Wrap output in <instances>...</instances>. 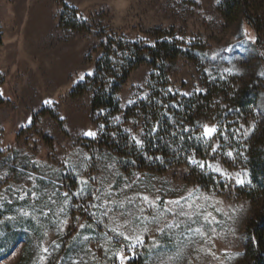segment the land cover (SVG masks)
Returning a JSON list of instances; mask_svg holds the SVG:
<instances>
[{
	"label": "rangeland",
	"instance_id": "rangeland-1",
	"mask_svg": "<svg viewBox=\"0 0 264 264\" xmlns=\"http://www.w3.org/2000/svg\"><path fill=\"white\" fill-rule=\"evenodd\" d=\"M219 5L220 0H0V209L4 211L0 229L5 230L6 220L15 230L23 229L25 221L39 227L41 238L36 242V254L30 264H66L68 254L72 252V238L77 231L81 233L77 247L92 248L96 252L97 261L85 257L89 264H105V261L113 264V260L104 255L103 249L96 247L97 240L83 242V236L95 233L87 228L78 229L75 218L80 216V223H93L88 215L71 210L69 226L58 234L51 223L54 219L51 213L45 218L39 211H34V208H43L46 195L40 199L29 195L20 200V193L14 191L17 188H33L34 181L27 178L30 173L35 177L36 184L41 187L47 185L49 189L52 187L49 180L65 173V187L61 188V192L68 188L75 191L76 179L66 174L67 167L62 164V158L77 151L89 154L105 152L100 144L105 133H101L95 141L79 133L96 129L102 123L106 124V131L110 133L122 132L123 128L140 132V128L132 124V121L138 120L126 118L124 112L132 106L127 104L128 99L138 100V97L149 95V80L153 72L150 65L143 64L130 73L117 93L121 111L111 117L107 116L105 109L103 115H98L102 109L92 110V92L71 94L78 84L93 75L87 73H94L106 36L151 45L155 41V31H165L169 33V39L183 46H204L209 55L208 62L197 64L179 57L167 76L169 88L181 97L212 92V102L220 110L203 124L220 126L219 123L224 122L222 128L227 129L230 139L223 141L221 138V143L225 145L224 150H232L235 157V160L226 156L217 159L230 173L246 169L249 138L263 124L264 113L256 107L247 111L239 108L232 110L229 98L249 78V74H254L255 82L262 91L264 106V62L254 52L255 42L248 39V35L255 37L252 29L245 22L227 25L221 17ZM72 9L76 10L77 16H72ZM62 14L64 22L61 21ZM74 20L79 28L72 26ZM225 69H230V72ZM81 75L85 76L84 80L79 79ZM196 88L202 91L197 93ZM184 92L193 94H179ZM48 100L54 103H45ZM117 116H121V125L114 120ZM32 161L40 166L36 167ZM119 168L125 176L134 173L123 170L121 165ZM53 169H61L62 173ZM191 169L188 164L173 166L162 174L148 177H155L152 182L158 187L163 185L167 192L165 199H176L197 185L204 192L211 193L214 199L208 203L227 213L222 215L214 208H208L222 222L216 226V234L209 233L212 239L207 243L200 240L199 244L184 240L179 236L180 230H173L171 243L167 236L157 234L161 245H166L159 254L155 249L152 252L140 249L141 256L129 264H161V261L164 264H189L190 261L191 264H245L243 232L253 207L245 195V186H236L233 181L228 188H224L225 181L220 180L218 175L212 179L196 170V174L200 173L205 178L199 180ZM90 171L92 175H101L97 167ZM146 182L142 180L140 185L125 194L143 191ZM120 183L122 181L117 180V184ZM173 188L180 190L172 191ZM55 198L57 205H49L53 211L63 200L62 196ZM260 207L264 208V203ZM25 211L30 215L24 216ZM7 217L13 219L8 220ZM53 240L60 244L59 249L52 244ZM201 246L205 252L193 250ZM22 247L23 242H20L6 258L0 260V264L17 263ZM44 247L49 248L50 254L42 251ZM106 247L110 248V256L119 245ZM209 249L220 259L206 254ZM177 252L180 255H176ZM80 254L84 255L83 252ZM72 255L75 258L74 252ZM41 256L46 258L41 260Z\"/></svg>",
	"mask_w": 264,
	"mask_h": 264
},
{
	"label": "snow or ice",
	"instance_id": "snow-or-ice-1",
	"mask_svg": "<svg viewBox=\"0 0 264 264\" xmlns=\"http://www.w3.org/2000/svg\"><path fill=\"white\" fill-rule=\"evenodd\" d=\"M245 34L248 35L247 33ZM248 39L255 42L256 38L248 35ZM205 71L208 72L211 79L215 80V77L212 76L208 69H205ZM225 71L230 72V69H225ZM92 74L91 71L87 73V75ZM79 79L84 80L85 76L81 75ZM195 91L199 93L202 90L196 88ZM168 93L176 95L172 88L167 89L165 95ZM179 94L189 96L193 93L184 92ZM142 100L148 101L151 107L153 101L147 94L144 97H138V100L128 99L127 104L135 105L138 101ZM45 103L52 104L54 102L48 100ZM155 103L162 104L165 110L182 107L179 102L169 104L156 101ZM103 114L104 110L102 109L98 115ZM159 116L160 119H157L151 127L148 126L150 117H145L143 125L139 121H132L135 127L140 128L139 133H134L132 128H123L122 132L107 133L106 124L102 123L98 128L84 130L79 135L90 138L93 141L98 140L101 133L111 135L114 140L119 136L125 139V143L138 155H141L148 161H159L161 164L164 163L163 157L150 155L149 149L163 146L170 149L175 156H179L181 152H184L186 162L192 169L199 170L201 174L209 175L212 179H215L218 175L220 180L225 181L224 188H228L229 184L233 181L236 186L241 187L252 183L246 169L234 174L230 173L222 167L217 159V157L222 158L226 156L229 159L235 160L233 151H225V145L221 143V138L223 141L230 139L226 128H222L215 123H198L194 127H189L180 120L173 124L172 130H169L165 129L162 123V120L168 117V112H160ZM114 120L118 125L122 124L121 116L114 117ZM168 122L172 123L171 119ZM29 123H31V118H29ZM161 130L164 131L165 135L170 137V142L165 141L164 136L160 135ZM236 131L238 132L239 129ZM184 134L188 135L185 136ZM193 140L203 148L205 158L198 157L197 149L191 145L188 146L191 148V151H188L183 146L187 141ZM157 141L160 143L158 144ZM177 141L180 142L178 147L173 148L172 144L177 143ZM208 157H211V159H208ZM213 161L216 162L213 163ZM136 163L135 159L120 160L114 157L110 158V154L108 153L94 151L92 154H89L77 151L62 158V164L67 167L66 174H70L76 179L77 187L75 191L68 188V190L61 192V188L65 187L63 183V175L65 173H62L61 169H53V171L62 174L58 175L56 179L49 180V184L52 186L51 189L47 185L41 187V185L36 184L35 177L30 173L27 178L34 181L33 188L26 190L17 188L14 191L20 193L18 197L20 200H24L29 195L35 199H40L41 196L46 195L47 201L44 203L43 208H34V211H39L40 215L45 218H48L51 213L52 217H54L51 223L57 229L58 234L62 233L69 226L71 210H79L88 215L93 223H80V216H76L75 218L78 229L87 228L91 233H95V235L83 236V242L88 243L93 239L97 240L96 247L102 248L104 255L107 259L113 260V264H129L130 261H134L141 256L140 249H147L148 252H152L155 249L158 250L159 254V251L166 245H161L157 239V234L167 236L168 242L171 243L173 230H180L179 236L183 237L190 244H199L200 240H204L207 243L211 240L212 237L209 233L216 234V226L222 222L217 219L213 212L208 211V208L212 207L215 212L227 215L220 208H216L215 205L208 203L214 199L213 195L204 192L197 185L188 189L185 195L179 196L176 199H165L164 197L167 195V192L164 190L163 185L161 184L158 187L156 183L152 182L156 180L155 177L149 178L147 174L135 172L131 176H125L120 171L119 166L121 164L135 166ZM32 164L36 167L40 166L36 161H32ZM93 167H97L101 175H92L90 170ZM109 176L111 179H109ZM44 178L41 177V179ZM117 180L122 181V183L118 185ZM142 180L147 181L143 185V191H135L131 195L125 194L128 190L140 185ZM217 183H219V180H217ZM34 189H40V191ZM171 190L179 191L180 189L173 188ZM57 196H62L63 200L59 207L53 211V208L49 205H57V199L55 198ZM121 196L122 198L118 199ZM73 198H75V202ZM217 203L220 202L217 201ZM23 215L27 217L30 214L25 211ZM7 219L11 220L13 217H7ZM193 225L197 226L193 227ZM80 235L81 233L77 231L76 236L72 238V252L68 254L66 264H89L88 259H85V257H90L92 261L98 260L96 252L92 248L77 247L80 243L78 240ZM101 240L104 243H100ZM180 243L183 244V240ZM52 244L55 245L56 249H59L60 244L55 240L52 241ZM106 245H119V247L115 251H112L109 256L110 248L106 247ZM213 247H215L214 244ZM193 250L205 252L203 246L199 249L194 248ZM42 251L49 253V248L44 247ZM73 252L75 253V258H73ZM81 252L84 255H81ZM206 254H210L213 259H220L210 249L207 250ZM176 255H180V252H177ZM45 258V256L40 257L41 260ZM169 259H172V257H169ZM105 264H107V261H105ZM161 264H164V262L161 261ZM189 264H191V261Z\"/></svg>",
	"mask_w": 264,
	"mask_h": 264
},
{
	"label": "trees",
	"instance_id": "trees-1",
	"mask_svg": "<svg viewBox=\"0 0 264 264\" xmlns=\"http://www.w3.org/2000/svg\"><path fill=\"white\" fill-rule=\"evenodd\" d=\"M219 10L227 25L245 22L252 29L256 38L253 46L254 52L264 62V0H220ZM72 16H77L75 9H72ZM61 21L64 22V14H62ZM72 24L74 28L80 26L75 20ZM167 35L169 33L165 31H155V41L151 45L129 41L122 37L106 36L102 56L96 63L93 75L87 77L86 82L78 84L71 94L80 95L84 92H92V110L105 109L107 116L111 117L121 111L117 99L120 87L127 81L133 70L146 64L153 69L149 80L150 93L148 95L153 103L150 107L148 101L142 100L127 108L124 112L125 117L138 120L141 125L144 124L145 117H150L148 126L151 127L157 119H160L159 113L167 111L168 117L162 120L165 129L172 130L173 124L180 120L189 127H194L198 123L203 124L212 114L220 110V107L212 102L211 91L191 97H181L171 93L165 95V93L169 89L167 77L169 70L179 57H185L197 64H204L208 62L209 55L204 46L197 44L183 46L176 40L169 39ZM248 76L249 78L243 85L229 98V105L232 106V110L239 108L241 111H247L251 107H256L264 113L262 91L255 82L256 77L254 74ZM156 101L169 104L179 102L182 107L165 110L162 104H157ZM0 104H2L1 98ZM169 119L172 123L168 122ZM219 125L222 127L224 122ZM107 133L110 131L107 130ZM160 135L164 136L165 141L170 142V137L165 135L163 130L160 131ZM102 137L100 144L105 149L104 153L120 160L135 159L137 161L135 166L121 164L122 169L126 171L155 176L166 172L173 166L187 164L184 152L175 156L170 149L163 146L149 149L150 155L163 157L164 163L161 164L159 161L144 159L131 150L125 143V139L119 136L115 140L108 134ZM157 143L160 142L157 141ZM179 143V141L173 143L172 147L177 148ZM189 145L197 149L198 157L205 158L203 148L194 140L187 141L183 145L191 151ZM246 169L252 183L245 185L244 191L253 207L243 232L242 254L246 259L245 264H264V208L260 207L264 203V122L249 138L246 149ZM191 172L199 180H205L200 173L196 174V170L191 169ZM3 215L4 211L0 209V219ZM25 222L23 229L15 230L8 225L7 220L5 221V230L0 229V260L6 258L20 242H23V247L19 261L15 264H30L34 258L37 250L36 242L40 241L41 233L37 225L31 221Z\"/></svg>",
	"mask_w": 264,
	"mask_h": 264
}]
</instances>
